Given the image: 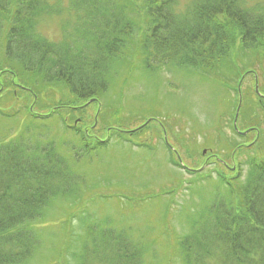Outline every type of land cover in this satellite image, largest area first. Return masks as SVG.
Masks as SVG:
<instances>
[{
	"label": "rangeland",
	"instance_id": "1",
	"mask_svg": "<svg viewBox=\"0 0 264 264\" xmlns=\"http://www.w3.org/2000/svg\"><path fill=\"white\" fill-rule=\"evenodd\" d=\"M116 1L126 2L130 14L125 15L133 31L129 35L118 31L125 47L112 61V74L98 103L86 100L70 105L83 109L85 117L70 114L67 105L66 110L57 108L59 115L71 116L66 133L58 118L49 115L66 92L47 89L36 76L19 69L2 70L6 63L10 66L18 60L10 59V51L1 53L3 35L14 21L13 2L0 10V137L16 132L18 139L27 141L29 135L37 141L48 132L49 140L75 142L78 139L70 127L76 126L89 134L92 148L85 161L75 162L74 191L56 195L35 221L42 243L27 264H120L125 253L121 238L142 251L143 264H183L176 251L177 239L189 233V222L197 211L208 210L218 199L217 193L226 189L217 172L227 180L242 175L236 182L240 185L247 160L259 158L261 152L264 156V141L255 143L251 134L246 139L239 136L255 119L264 130V110L256 102V97L264 96V48L244 50L234 43L222 62L213 59L219 63L216 75L199 63L157 64L148 69V62L156 64V60L141 47L150 33L144 23L145 6L141 1L134 7L131 0ZM192 1L174 0L180 14ZM46 6L50 12H33L32 28L59 43L64 28L75 20L68 12L69 0H47ZM237 69L243 75L247 70L255 75L241 86L236 109H232L234 94L224 84L235 85ZM256 85H261V92L256 91L259 96L254 92ZM244 91L254 95L246 98ZM28 107L31 113L49 118L30 116ZM60 130L67 138L60 137ZM127 136L146 146L124 142Z\"/></svg>",
	"mask_w": 264,
	"mask_h": 264
},
{
	"label": "trees",
	"instance_id": "2",
	"mask_svg": "<svg viewBox=\"0 0 264 264\" xmlns=\"http://www.w3.org/2000/svg\"><path fill=\"white\" fill-rule=\"evenodd\" d=\"M11 1L14 21L3 35L1 53L5 55L10 51V59L18 61L10 66L6 63L2 70L19 69L36 76L47 89L66 92L68 100L62 95L49 114L58 118L66 133L71 116L59 115L60 111L68 106L70 114L77 112L85 117L83 109L70 105L86 100L88 104L98 103L97 97L107 88L112 61L125 47L124 37L119 36L118 31L122 30L125 35L133 31L132 22L125 15L130 14L128 6L125 1L116 0H69L68 12L75 20L66 26L67 30L64 28L61 41L53 43L32 28L33 12L37 15L50 12L47 0H0V10L9 8ZM138 1L145 6L147 21L144 23L150 31L141 47L143 53L156 60V64L148 62V69H154L157 64L182 67L199 63L216 75L218 64L234 43L244 50L264 48V0H193L183 14L177 11L174 0H131L132 6ZM213 59L220 61L213 62ZM241 74L237 69L235 85L224 84L234 94L232 109H236L241 86L253 81L255 75L247 70L238 82ZM24 83L37 95L34 87ZM260 86H257L258 92H261ZM246 95L244 91L246 98L254 94ZM51 96L56 102V96ZM260 96L256 97V102L263 108L262 112L264 96ZM27 110L34 118L40 116L31 113L29 107ZM40 117L49 118L45 114ZM261 123L255 119L247 127L246 135L239 136L246 139L251 134L255 143L264 141ZM70 128L78 141L49 140L48 132L37 137L41 142L30 140L29 135L27 141L18 139L20 134L16 132L0 137V264L29 263L42 243L35 221L56 195L67 196L76 188L75 162H82L91 155L92 148L89 134L76 126ZM258 131L260 134L256 137L254 132ZM60 137L67 138L61 130ZM123 141L137 147L146 146L145 142L130 136ZM262 154L247 160L248 169L240 185L236 182L242 175L235 174L227 180L224 174L217 172L226 189L217 193V200L209 202H213V206L209 205L208 210L197 211L189 222V233L177 239L176 251L183 264H264ZM120 241L125 251L120 264H143L140 262L142 251L124 238Z\"/></svg>",
	"mask_w": 264,
	"mask_h": 264
},
{
	"label": "water",
	"instance_id": "3",
	"mask_svg": "<svg viewBox=\"0 0 264 264\" xmlns=\"http://www.w3.org/2000/svg\"><path fill=\"white\" fill-rule=\"evenodd\" d=\"M255 90L257 91V89H256V88H255ZM235 117H236V115H235ZM235 117H234V119H236ZM245 133H246V132H243V133H240V134H245Z\"/></svg>",
	"mask_w": 264,
	"mask_h": 264
}]
</instances>
